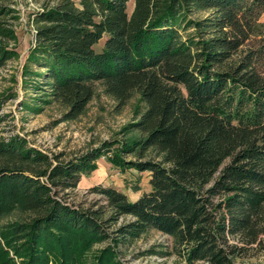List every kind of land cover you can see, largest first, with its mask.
<instances>
[{"label": "trees", "instance_id": "obj_1", "mask_svg": "<svg viewBox=\"0 0 264 264\" xmlns=\"http://www.w3.org/2000/svg\"><path fill=\"white\" fill-rule=\"evenodd\" d=\"M129 2L59 0L38 11L25 72L68 120L84 113L96 82L120 107L139 92L145 109L125 131L140 136L114 160L149 171L152 188L131 200L96 185L106 205L72 204L66 190L109 141L63 160L0 137V220L24 215L0 224V264H88L97 243L106 245L90 264H122L118 247L151 229L172 237L184 264H264L253 254L264 236V38L244 48L264 0H135L131 14ZM14 12L0 0V69L18 56ZM122 216L131 218L118 224Z\"/></svg>", "mask_w": 264, "mask_h": 264}, {"label": "rangeland", "instance_id": "obj_2", "mask_svg": "<svg viewBox=\"0 0 264 264\" xmlns=\"http://www.w3.org/2000/svg\"><path fill=\"white\" fill-rule=\"evenodd\" d=\"M59 0H9L17 16L12 20L17 39L14 43L18 56L0 69V137L9 138L13 135L25 137L30 145L53 156L61 154L63 160L74 159L76 156L100 148L105 141L111 143L108 153L98 157L91 170L82 176L77 188L66 190L68 200L75 205L88 207L99 203L106 205V199L99 193L91 192L96 185L114 187L134 200L144 192L151 190V174L131 167L120 166L114 160L118 148L125 140L138 139V132L133 129L125 131L145 109L141 94L135 92L127 103L120 107L118 102L107 94L101 82L95 83V93L84 113L77 119H65L67 107L48 97L43 89H36L35 84L40 78L26 75L27 58L35 45L36 23L38 11L55 5ZM79 3L80 0H74ZM135 0H130L128 12L132 13ZM210 12H200L195 18H203ZM260 29L247 46L258 45L264 38V12L259 18ZM104 37L96 46L101 50ZM32 70L45 72L44 68L31 65ZM45 88V87H44ZM150 154V152H148ZM135 153L127 155L128 159L136 158ZM20 210L3 217L0 224L19 220ZM108 217V215L106 216ZM131 217L122 216L118 224ZM114 227L110 230L112 231ZM173 239L160 231L151 229L141 238L127 246H119L121 254L117 257L122 264H184V260L173 250ZM106 243L94 244L85 252L84 262L90 264L93 254ZM154 249L155 252L149 250ZM161 252H172L170 255ZM255 257L264 260V236L259 247L253 250ZM255 259V258H253ZM52 264V262H50Z\"/></svg>", "mask_w": 264, "mask_h": 264}, {"label": "crops", "instance_id": "obj_3", "mask_svg": "<svg viewBox=\"0 0 264 264\" xmlns=\"http://www.w3.org/2000/svg\"><path fill=\"white\" fill-rule=\"evenodd\" d=\"M150 174H151V173H150ZM138 197H139V196H138ZM138 197H137V198H138ZM137 198H135L134 200H136Z\"/></svg>", "mask_w": 264, "mask_h": 264}]
</instances>
